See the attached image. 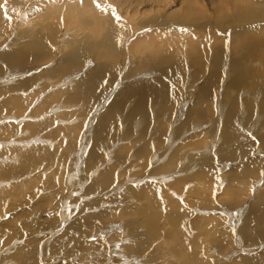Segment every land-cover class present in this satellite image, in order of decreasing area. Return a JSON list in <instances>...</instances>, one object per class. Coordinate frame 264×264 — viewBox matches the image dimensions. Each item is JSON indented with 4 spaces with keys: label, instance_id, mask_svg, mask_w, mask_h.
<instances>
[{
    "label": "rangeland",
    "instance_id": "obj_1",
    "mask_svg": "<svg viewBox=\"0 0 264 264\" xmlns=\"http://www.w3.org/2000/svg\"><path fill=\"white\" fill-rule=\"evenodd\" d=\"M6 1L10 2V6H8L9 9L0 15L2 17L3 15H6L9 20L15 16L18 19V23L10 33L9 37H5V40H3L4 42L2 41V43H0V53L2 49H13L17 47L22 40L31 42L33 31H39L42 35H46L45 40L48 50L44 52L45 55H42V65L34 66L33 70L32 67H28L29 70L25 71L22 68L24 66L23 64L16 66L8 60H0L1 69L7 70L5 74L2 71L0 72V76L4 75L3 79L6 81H0V83L3 84V88H0V113H2V117L6 114H10L11 117L14 116V114H17L18 117H22L19 121L21 130L18 128L17 130L12 131L8 136H3V134L10 132V130L0 125V156H11L12 159L8 160H14L16 162V164H12V166L7 165L8 163L3 164V166L5 165L4 167H1L2 165L0 166V180H3L2 184L0 182V213L3 214V218L0 220V239L5 243L4 246H2L3 248L13 243V246L0 251V264H17L18 261H20L21 254L17 255V252L20 249L27 247L22 251V254L27 253L31 250L30 246H35V243L37 245V252L35 254L36 258H33L34 255L27 257V260L30 259L31 262L33 261V264H45V261H49V257H54V259L58 257V259L51 262V264H94L91 259H81L79 262L73 258L74 252L78 254L84 251L81 248L85 243L90 241V235H93V233L81 235L79 238L78 229H74V227H68L65 229L64 227H66V225L61 228L59 212V216L57 215L59 217L58 221L55 220L56 218L58 219L55 213L51 212V210L53 211V207H55L54 205L58 202L61 203L60 206L59 203L57 205L61 211L65 206L64 203L70 206L72 212L75 210V213H72L73 215H75L78 210L81 211V213L75 215V217H88L89 215L94 214L97 218L98 215V220L94 218L97 222L94 221L93 224L97 226V229L107 226L104 228L106 230L108 228L107 236H110L117 232L118 229L121 230L123 228L124 230L122 229L119 234L124 231L128 237L117 239L120 240L119 242L125 241L126 239L129 241L135 239V241L139 240V242H142L144 245L147 244L145 245V248L148 247L146 249L147 251L144 249L146 252L140 254L142 262L139 260V263L183 264V259L176 257L179 251H174L175 255L173 254V250L177 249H175V240L174 242L171 241L173 238L171 234L178 238L182 234V236L190 238V243L183 245L184 247L181 244L180 247L189 250L196 246L193 255L194 260L199 264H208L206 262L213 256H210V258L207 259L206 254L208 248L205 246V241L207 243L206 245L209 247H212L213 245L216 248L221 246L226 247L222 242L219 243V238L216 239V236L218 235L215 230L221 228L215 227L217 229H213L211 226L206 225V229L202 232L199 231V227L197 230L194 220H198L196 219V216L199 215L216 214L220 207V203L222 204L224 201H221V198H219L221 196L220 191L216 192V196H218L217 199L220 203L218 200L217 203L214 200L211 201L210 192L202 193L203 183L201 181H205V183L207 182L209 184L218 182L229 184L228 186L234 187L236 183L239 184V178H247V180L252 178L253 180L256 176H261L260 174H262L264 170V138L261 137V135L259 136L260 133L257 135L256 130L247 129L245 126L249 121L245 117L250 110L249 105H247V100L252 95V97L257 95V97H255L256 100L252 98L256 107L255 110H252V113L254 111V117L259 116L261 119H264V114L259 112V110H261L259 109V102L263 103L264 101V32H260L264 31V14L260 16V18H243L240 16V13H242L240 11L243 8H249L252 10L260 7L261 9H264V0H221V4L219 0H166L165 8L157 2L158 0H150L151 2L147 0V3L144 2L142 3L143 5L141 4V6L139 5L140 7L137 8H124L123 5H121L120 0H109L111 3L118 5L117 8L110 4L106 5L103 0H0V6L5 8L3 5L4 3L1 2ZM87 3H92L93 6L91 7ZM157 5L160 6H158L159 10L157 9ZM91 8L95 11H89ZM62 9L66 13L71 12L73 14H70L67 18H61ZM125 13L128 17L122 18ZM5 28V25L1 24L0 21V37L5 35ZM257 28L258 30H256ZM255 31L259 33L257 34ZM22 32H25L26 34L23 35ZM107 34H112L115 41L112 48H106L103 45H85L83 48V66L85 67L87 65L85 68H89V71L91 70V72L95 69H100L102 71L99 81L94 86V93L87 94V97L83 95L81 99L62 100V98H58L47 102V104H44L46 109L43 108L45 109L44 111L41 109L43 112H46L43 114V112L38 109V106L44 102L47 95L65 87L75 86L74 82L69 85L61 84L63 82V80L59 78L61 74L59 77L57 76L59 74L57 70L60 66L58 61H62L63 55L68 53L71 47L80 39L98 43L100 38ZM158 34L160 35V38L158 37ZM21 35L23 36L22 39ZM259 36L262 38H257ZM239 44L242 46H238ZM220 45L222 46V52L220 51V48L217 49ZM215 50H217L219 54H223L221 56L222 59L224 58L221 67L218 68L219 74L217 77L214 76L216 68H213L215 64L213 62H216L213 57L216 53L214 52ZM234 61L236 63L239 62L241 65L243 64V69H247L248 73H246L247 77L242 80L240 84L241 86L239 85L238 87L233 88V85L231 84L232 82L230 83V81H232L233 74H235L236 69H238L237 66L232 67V64L235 63ZM239 63L238 66L240 65ZM50 65L52 66L49 67ZM44 71L48 74L47 77L44 76ZM63 71L61 73H63ZM22 72L25 73L23 76L21 75ZM37 74L40 75L38 80L35 78V75L37 76ZM212 74L214 77L210 78V75ZM30 75L32 76L31 78H34L33 82L36 83L34 84L31 82V87L26 85V83H28L27 81L23 80V78H29ZM63 76L64 75H62V77ZM209 78L211 79V82ZM146 80L156 81L158 84L160 83V87L159 91L157 90V96H155V94H149L150 97L146 106L147 115L143 117L134 96H122V94L127 85ZM18 81H20V83L17 86ZM210 83H213V85H210L209 96L201 99L197 91L200 90V86ZM12 85H16L23 91H10V88L13 87ZM112 86L114 87L112 88L114 89V94L117 90L116 97L111 101H106L108 104L106 105V110L104 107V110H102V113H104L101 118L94 122L95 127L98 128V126L104 122V119L109 118L110 120L106 125L102 126L103 132L99 137L96 138L95 135L88 136L90 141L88 145L84 144L85 152L83 154L81 152V147L77 149V154L82 156L81 164L77 168L76 164H74L75 166L72 164V161L75 159V147L80 143V139L75 141V137L79 134L78 124L81 120H86V117L94 108L93 106H96L94 102L95 99L96 102L97 100L99 101L101 94H105L109 90L111 91L112 89L110 88ZM4 87L6 89H4ZM6 90L9 92L6 93ZM252 92L256 93L252 94ZM15 96H21L23 100L20 99L21 97H18L20 99L19 101ZM260 97H262L263 101ZM13 98L17 100L14 101ZM231 98H235L237 102L235 105L236 109L233 112L236 118L232 116V119L233 122L236 120L237 127L240 129L241 134L235 136L234 140L231 139L233 140V144L230 145L231 140L230 142H225V147L223 146L224 152H221L219 148L222 137H217L212 144H209V142L211 141L210 139L215 136L213 133L215 128L216 133H219V135L222 132L221 123H224L225 118L227 119V116L225 115L230 112ZM21 100L23 102L26 101L27 103L25 108L22 107L24 109L19 110L16 108V104L20 102L22 103ZM183 101L185 102L183 103ZM15 102L17 103L14 104ZM56 102H58L57 105L69 104V107L62 108L60 106L58 108V106H56L58 109L54 107L55 109L51 113L48 111L47 107ZM178 105H181L182 109L184 108L185 110L183 113V119L185 120L182 123H179L181 122L180 120L178 121L175 119V116L176 118L179 117ZM198 107H202L204 112L202 111L201 116H204V118H202L200 114H197L196 111ZM206 107H209V109L206 110ZM219 109H223L224 113L223 110L220 111ZM218 110L221 113H219ZM65 111L68 112V114L66 116L61 115L62 112ZM160 111L161 113H159ZM241 113L244 117H242ZM55 114L59 115L56 119H61V122H56V119L54 122L52 121L53 118L49 117ZM70 114H72V116H69ZM120 115L123 116V118H121ZM187 117L191 119L186 121ZM214 119L216 121L215 123H217L215 124L216 126L213 125ZM242 119L244 121H242ZM175 120L176 122L178 121V125ZM194 121L195 123L197 121L198 123L206 124L202 127L208 128V130H204L205 134L199 135L198 132L196 134L193 133L198 130H189V125L194 123ZM183 123L185 125L188 123V128L184 129V131L180 129L178 132L177 129L179 130L181 126L184 128ZM82 127L84 128V126ZM168 128L171 129L169 130ZM210 128L213 129L210 130ZM261 128L262 127H260V129ZM263 128L261 130H263ZM243 129H245V132ZM182 131L183 133L180 134ZM211 131H213V134ZM236 133L238 132L236 131ZM58 134H60V136ZM62 134H66V137L64 136L63 139L60 140L63 141V143L59 142ZM36 135L43 137L42 141L41 139H37L38 137H36ZM173 137L177 138L174 139ZM260 138L263 139L261 140ZM70 141L73 143L75 142L74 144L71 143L73 146L70 143L68 144ZM5 142H8L9 144H1ZM180 142L184 146H182L183 149H180ZM168 143H171V145ZM261 144L263 145L261 146ZM167 145L169 146L167 147ZM206 145L208 146L207 149ZM13 146L20 147V149L17 148L15 151L11 149ZM21 146H26V148L23 150L24 147ZM168 148L171 149V151H169ZM20 150H22V152H20ZM28 150H31L34 157H31L30 154L27 153ZM206 150H210V152L208 153ZM162 151L163 155H161ZM203 151H206V153H204L208 155H203ZM212 151H216L217 153H213ZM173 152H176L175 156L173 155ZM221 153L225 155H222ZM45 154L49 156H46ZM157 154H160V156H156ZM171 154L178 160H175ZM216 155H220L219 159ZM16 156H19V160H17V158L13 159ZM172 157L174 158V161L172 160ZM154 158H158L155 163L153 162ZM168 160H172V162L170 163ZM208 160L210 162L212 161V163H206V166H210V168L202 164ZM244 163L256 165L252 172L253 174H247L248 170L245 171L241 169V164ZM167 164L168 167L166 166ZM98 165H101V167L97 173L93 177H89L88 174L97 168ZM162 165L164 166V169ZM169 166H173L176 169L174 168L172 172V168ZM33 169H36L35 172L32 174L26 172V174L24 173L25 176H23V178L17 177L16 181L38 174L41 176L42 181L40 182L39 176V179L35 183L37 186L35 189H33V186L30 187L31 182L35 181L24 182L18 185L11 183L15 181L14 179H10V177L20 176L24 171ZM73 170H76V172ZM207 171H212L210 173L213 174L206 176L208 174ZM73 172H75V175ZM217 172L219 173L217 174ZM220 172H223V175ZM47 173L48 175H46ZM188 174L190 175L189 177ZM215 174L218 175L217 178L213 176ZM70 175H72L71 178L74 176V179H72L71 182L74 183L77 181L78 185L66 181L67 177ZM164 175L166 178L172 176V179L174 177L178 179H176V181L171 180V182L174 183L170 185V183H168L170 181H163L164 178H162V176ZM199 175L204 177H199ZM222 177L223 179H221ZM179 178L183 180L181 181ZM62 179L63 181H61ZM149 179L153 181H150ZM217 179L221 181L219 182ZM108 180L110 184L107 183ZM8 181L10 184L5 186L4 184L9 183ZM148 182H151V184ZM182 182H184L185 185H182ZM92 183H97V186L94 184L96 187H93ZM145 183L150 186L147 185V188ZM164 183H168L169 185H164ZM214 183L213 185L216 184ZM232 183H234V185ZM143 184H145L144 186L148 190L144 186L145 189H142L143 187L141 186ZM31 185H33V183ZM88 185H91L90 188L92 187L91 189L89 188L90 190L88 189ZM156 185L158 186L159 189H157L159 191L155 189L157 187ZM199 185H201V190H198ZM154 186L156 187L154 188ZM29 187L31 193L35 190L33 196L36 198L30 194ZM97 187L98 191H96ZM13 188L19 190L20 194L23 193L22 198H19V193V195L17 194L19 197L15 196ZM44 188L47 189L45 190ZM189 188L191 191L187 193L186 191ZM12 189L13 193H10L12 195L8 194L9 196H7L5 192H12ZM86 189H88V191ZM146 190V193H148L147 196L151 194L154 196L153 199L151 198L152 196H149L152 200L143 193ZM15 192L17 193V191ZM28 194L33 198L31 199ZM204 194L206 195L204 196ZM13 196L16 199L12 198ZM3 198H11V200H9V202L7 200L1 202ZM247 200L251 201L253 198L251 197ZM31 203L34 207L30 206ZM12 205L16 208L13 207L12 209ZM147 205H149L148 207L150 209L147 208ZM150 210H154L155 214L152 211L150 212ZM100 212L104 213L102 215H105L107 218H104ZM106 212L110 216L113 214L111 216L113 218L106 215ZM125 212H127V214H125ZM146 213L150 215H147ZM156 213L157 217L163 213L159 220L160 223L157 222L156 225H153L149 221L151 220L153 222L157 217L146 221V218H150L152 214H154L152 215L154 217ZM244 214H246L244 216L248 217L247 212H244ZM15 215H18V217ZM52 215H55V218H53ZM168 215L170 216L168 217ZM106 219L111 221H109L111 225ZM111 219L114 221L112 222ZM53 221L56 225L46 226L51 222L53 224ZM134 222H137L135 224L136 227L135 225H132ZM145 222L151 226L147 225ZM262 223L264 224V220ZM84 224L85 223H83V228H85ZM89 224L91 225V222ZM116 224L120 225L121 228L116 229L114 226ZM142 224H145L147 228ZM96 226L89 231H96ZM238 226H242V223L238 224ZM56 227L58 228V232L56 231L51 234L50 232L55 231ZM43 228H48L49 230ZM157 228H159V232ZM50 229L52 230L50 231ZM141 229L143 232L146 230L143 233L144 238L143 235H141ZM170 229L173 231L172 233L168 231ZM154 230H156V234ZM151 231H154L156 236L152 235L151 233L153 232ZM209 231H211L210 235L208 234ZM167 232L171 234H168ZM214 232L216 235H214ZM252 232L253 236L258 241L256 240L257 242H254V245L256 244L255 246L250 243L246 245L252 251L251 254H257L264 249V230L261 231L257 227H252ZM239 233L241 235V231ZM260 234H262V237ZM48 235L50 237H48ZM149 235L154 237L153 239L151 238V240L149 238L150 242H147ZM166 235L170 240L165 238L167 237ZM222 235H225L224 232ZM209 236L211 237L209 238ZM46 237L48 238V242L47 239H44ZM56 237L60 238L56 240ZM145 238L147 241H145ZM164 239H168V242L171 241L172 243L169 242L171 244H168L169 246L167 245V247V243ZM29 240H31V245L28 247ZM53 242L55 244H53ZM83 242L85 243L83 244ZM62 243L64 244L61 245ZM173 243L175 245H173ZM70 247L73 248L69 249ZM170 247L173 249L169 250ZM180 249L181 248H179V250ZM64 253H66V255H63ZM87 253L89 254L91 251L88 250ZM211 254L213 253L211 252ZM16 256L19 257L18 260L16 259ZM213 261L215 260L213 259ZM216 263H220V261H216ZM187 264H189V262Z\"/></svg>",
    "mask_w": 264,
    "mask_h": 264
},
{
    "label": "bare ground",
    "instance_id": "obj_2",
    "mask_svg": "<svg viewBox=\"0 0 264 264\" xmlns=\"http://www.w3.org/2000/svg\"><path fill=\"white\" fill-rule=\"evenodd\" d=\"M122 1V2H121ZM150 1V0H149ZM156 1V0H155ZM103 2L106 4V5H111V6H113V7H118V5H115L114 3H111L109 0H103ZM144 2H146L147 3V0H120V3H121V5H123V7L124 8H132V7H140L141 6V4L142 3H144ZM151 2V1H150ZM158 3H160L161 4V6H163L164 8L166 7L165 5H166V0H158L157 1ZM219 2H220V4L222 3V1L221 0H219ZM1 3H4L3 5L5 6V8L2 6H0V14H2L4 11H6V10H8L9 8H8V6H10V2L9 1H6V2H1ZM89 6H93V4L92 3H87ZM159 4V5H160ZM140 5V6H139ZM143 5V4H142ZM145 5V4H144ZM159 5H157V7L159 6ZM120 7V6H119ZM156 7V8H157ZM160 7V6H159ZM159 7L157 8L158 10H159ZM65 9V8H64ZM111 9H113V8H111ZM257 9V10H256ZM69 11H71L70 9H68ZM165 10V9H164ZM163 10V11H164ZM89 11H95V10H92V8H91V10H89ZM240 12H242V13H240V16H242L243 18L244 17H258V18H260V16H262L263 14H264V9H261L260 7H258V8H255V9H246V8H243ZM5 14V13H4ZM70 14H73V13H71V12H68V13H66L63 9H62V16H61V18L63 17V18H67ZM159 14V13H158ZM159 16V15H158ZM125 17H128L127 15H126V13L124 14V16L122 17V18H125ZM160 17H161V15H160ZM159 18V17H158ZM154 20V19H153ZM160 20H162V19H160ZM248 20V19H247ZM250 20V19H249ZM0 21H1V24H3V25H5V35L4 36H2V37H0V43H2V41L3 40H5V37H9V35H10V33L12 32V30L16 27V24L18 23V19L14 16V17H12L11 18V20H9L8 19V17L6 16V15H3V17L0 15ZM156 21V20H155ZM56 22V21H55ZM163 22V21H162ZM251 22H252V20H251ZM261 24V23H260ZM263 27V26H262ZM260 28V27H259ZM255 29V28H254ZM263 29V28H262ZM41 30H42V28H41ZM256 30H258V28L256 29ZM23 31H25V30H23ZM43 31V30H42ZM254 31V30H253ZM28 32V31H27ZM256 32V31H255ZM260 32H264V31H260ZM23 33V35H25L26 33L25 32H22ZM257 34L259 33V32H256ZM44 34V33H43ZM261 34V33H260ZM249 35V34H248ZM45 36L46 35H42L39 31L38 32H35V31H33V33H32V41L30 42V41H25V40H22V41H20V43H19V45L17 46V47H15V48H13V49H5V50H1V53H0V60H8L10 63H12L13 65H20V64H23L24 66L22 67L25 71L26 70H29L28 69V67L29 68H31L32 67V70H33V68H34V66L36 67V66H39L40 64H41V62L43 61V58H42V55L44 54V52L46 51V50H48V47H47V45H46V40H45ZM160 35L158 34V37H159ZM258 36V35H257ZM263 36V35H262ZM22 35H21V39H22ZM244 37V36H243ZM248 37V36H247ZM254 37V36H253ZM256 37V36H255ZM160 38V37H159ZM249 38V37H248ZM257 38H262V37H257ZM8 39V38H7ZM24 39V38H23ZM243 39V38H242ZM247 39V38H246ZM251 39V38H250ZM168 40V39H167ZM238 40H240V39H238ZM255 40V39H254ZM262 40V39H261ZM8 41V40H7ZM6 41V42H7ZM4 42V41H3ZM5 42V43H6ZM261 42V41H260ZM114 43H115V41H114V39H113V37H112V34H107V35H105L104 37H102V38H100V40H99V42L98 43H95L94 41H87V40H79L75 45H73L72 47H71V49L68 51V53H66L65 55H63V60L61 61V60H59L58 61V63H59V68H58V72H59V74L57 75L58 77H59V75L61 74V76L59 77L61 80H63V82L61 83V84H70V83H72V82H74L75 83V86L74 87H65V88H62L61 90H58V91H56V92H53V93H51V94H49V95H47L46 96V98H45V100H44V102H42L39 106H38V109L40 110V111H42L41 109H43V108H45L46 109V107L44 106V104L46 103L47 104V102H50V101H52V100H56V99H58V98H62V100H71V99H81V97L83 96V95H85L86 97H87V94L89 95V93H94V86H95V84H97V82L99 81V79H100V77H101V73H102V71L100 70V69H95L94 71H92L91 72V70L89 71V68L87 69V68H85L83 65H84V63H83V48H84V46L85 45H89V46H93V45H103V46H105L106 48L107 47H109V48H112L113 46H114ZM237 43V42H236ZM245 43V42H244ZM262 43V42H261ZM245 44H247V43H245ZM263 44V43H262ZM233 45H235V44H233ZM241 44H239L238 46H240ZM247 45H249V44H247ZM247 45H245V46H247ZM236 46V45H235ZM242 46V45H241ZM253 46V45H252ZM216 47V46H215ZM222 46L220 45V46H218L217 47V49H219L220 48V51L222 52V48H221ZM243 47H244V45H243ZM257 47V46H256ZM256 49V48H255ZM235 50V49H234ZM252 50V49H251ZM214 52H216L215 53V55L213 56L214 58H215V61L216 62H213V63H215L214 64V66H213V68H216L215 70V72H214V76L215 77H217L218 76V74H219V72H218V68H220L221 67V63H223L222 61H224V58L222 59V56L221 55H223V54H219V52L217 51V50H215ZM213 52V53H214ZM256 52V51H255ZM254 54V53H253ZM45 55V54H44ZM246 56V55H245ZM264 56V55H263ZM251 57V56H250ZM246 58H247V56H246ZM42 59V60H41ZM31 60H34V61H31ZM29 61H31V62H29ZM232 62V61H231ZM235 62V61H234ZM233 62V63H234ZM1 63V62H0ZM236 63V62H235ZM232 64V67L233 66H237L238 67V69H236V71H235V74H233V79H232V81H230V83L233 85L232 87L234 88V87H238L240 84H241V82H242V80L244 79V78H246L247 77V75H246V73H248V71H247V69H243V64L241 65L239 62V66H238V63H236V64ZM257 64V63H256ZM42 65V64H41ZM52 65H54V64H52ZM52 65H50L49 67H51ZM246 66V65H245ZM3 67V66H2ZM45 67V66H44ZM48 67V68H49ZM230 69V68H229ZM4 70V69H3ZM2 69H1V66H0V72L2 71L4 74L7 72V70L5 69L4 71H3ZM63 70H65V71H63ZM249 70V69H248ZM63 71V73H61ZM246 71V72H245ZM24 72V71H23ZM22 72V76H23V74H25V73H23ZM234 72V71H233ZM232 72V73H233ZM20 73H21V71H20ZM42 73V72H41ZM44 76L45 77H47L48 76V74H46V71H44ZM254 74V73H253ZM1 75V74H0ZM62 75H64L63 77H62ZM4 76V75H3ZM3 76H0V81H5L4 79H3ZM40 75H38L37 74V76L35 75V78L38 80V77H39ZM42 76V75H41ZM211 77L210 78H213L214 76H213V74L212 75H210ZM264 76V75H263ZM32 76L30 75V77L28 78V77H26V78H23V80L24 81H27L28 83H26V85H28V86H30L31 87V82H33V79L34 78H31ZM34 77V76H33ZM261 77V76H260ZM19 78V77H18ZM145 78V77H144ZM153 78V77H152ZM151 78V79H152ZM209 78V80H210V82H211V79ZM140 79V78H139ZM218 79V78H217ZM248 79V78H247ZM11 80V79H10ZM13 80V79H12ZM36 80V81H37ZM212 80H214V79H212ZM22 81V80H21ZM6 82V81H5ZM4 82V83H5ZM10 82H12V81H10ZM67 82V83H66ZM19 83H20V81H18V83H17V86L19 85ZM34 83V82H33ZM214 83V82H213ZM213 83H210V84H205V85H202V86H200V90L199 91H197L199 94V97L201 98V99H203V98H206L207 96H209V94H210V85L212 84L213 85ZM1 84V83H0ZM34 84H36V83H34ZM33 84V85H34ZM215 84H216V82H215ZM2 85L3 84H1L0 85V88L2 87ZM5 85V84H4ZM32 85V86H33ZM10 86V85H9ZM13 86V85H12ZM16 85L15 86H13L12 88H10V91H13V92H16V91H23L22 89H20L19 87H17ZM113 86H114V84H113ZM111 87L110 89H112V88H114V87ZM162 86L164 87V85L162 84ZM241 86V85H240ZM252 86V85H251ZM24 87V86H23ZM117 87V86H116ZM159 87H160V83L158 84L156 81H153V80H146V81H143V82H134L133 84H131V85H127L125 88H124V92H123V94H122V96H134V98H135V101L137 102V104H138V106H139V108H140V111H141V113H142V116L143 117H145L146 115H147V113H146V106H147V104H148V100H149V97H150V95L149 94H155V96H157L158 94H157V90L159 91ZM162 87V88H163ZM255 87V86H254ZM3 88V87H2ZM240 88V87H239ZM239 88H237V89H239ZM251 88V87H250ZM4 89H6L5 87H4ZM252 89V88H251ZM263 89V88H262ZM9 90V89H8ZM8 90H6V93L7 92H9ZM107 90V89H106ZM198 90V89H197ZM254 90V89H253ZM26 91V90H25ZM117 91V90H116ZM116 91H115V94H114V89H112L111 91L109 90L108 92H106L105 94H101V97L99 98V101L97 100V102H96V99H95V104H96V106H93L94 108L91 110V112L88 114V116L86 117V120H81L80 122H79V124H78V128H79V134L75 137V141H78V139H80V143L78 144V145H76L77 147H75V154H74V156H75V159H73V165L74 164H76V166H77V168H78V166H80V164H81V158H82V156H79L78 154H77V149L78 148H80L81 147V152H82V154L85 152V146H84V144H86V145H88V143H89V137L90 136H92V135H95V137L97 138V137H99L101 134H102V132H103V128H102V126H104V125H106L108 122H109V118H107V119H104V122L102 123V124H100L99 126H98V128H96L95 127V124H94V122L96 121V120H98V119H100L101 118V116H102V114L104 113H102V110H104V107H105V110H106V105H108L107 103H106V101L107 100H109V101H111L112 99H114L115 97H116ZM201 91V92H200ZM2 92V91H1ZM4 92V91H3ZM165 92V91H164ZM203 92V93H202ZM257 92V91H256ZM256 92H252V94L253 93H256ZM157 94V95H156ZM261 94H263V93H261ZM166 95V94H165ZM17 96V95H16ZM15 96V97H16ZM36 96H37V93H36ZM211 96V95H210ZM253 96V95H252ZM252 96H250L249 98H248V103H247V105H249V107H250V110H249V112H248V114L246 115V119L247 120H249L248 121V123L247 124H245V126H246V128L247 129H254V130H256L257 132V135H258V133H260L259 134V136L261 135V137H263L264 138V128H263V126H264V119H261L259 116H255L254 117V111H253V113H252V110L254 109L255 110V102L252 100V98L253 99H255V97H257V95H254L255 97H252ZM18 97H21V96H18ZM18 97H16V98H18ZM246 97V96H245ZM264 97V96H263ZM153 98H155V97H153ZM214 98V97H213ZM261 99H262V97H260ZM20 99H22L23 100V98L21 97ZM20 99L18 98V100L20 101ZM232 100H231V103H230V106H231V109H230V112L228 113L227 111H225L226 113H228V114H226L225 116H227V119L225 118V120H224V123H221L222 124V132L220 133V135H219V133H216V128L213 130V131H211V133L213 132L214 133V137L213 138H211L209 141V144H212L213 142H214V140L217 138V137H222V141H221V145H220V148H219V150H221V152H224V148H223V146L225 147V142H230V140L231 139H233L234 140V138H235V136H239L240 134H241V132H240V129L237 127L238 125L236 124V120H234V122H233V119H232V116L233 117H235V115L233 114V112L235 111V109H236V99L235 98H231ZM13 100L14 101H16L17 99H14L13 98ZM12 100V101H13ZM21 100V101H22ZM211 100V99H210ZM256 100V99H255ZM18 101V102H19ZM203 101V100H202ZM201 101V102H202ZM259 101H261V100H259ZM262 101H263V99H262ZM185 101H183V103H184ZM210 102V101H209ZM17 102H15L14 104H16ZM26 101L25 102H23L22 101V103L20 102V103H17L16 105H17V109H24L25 107H26ZM57 103L58 102H56V103H53L52 105H49L48 107H47V109H48V111H50L51 113L53 112V110L55 109V108H57L56 106H58V108L61 106L62 108L63 107H69V104H59V105H57ZM262 102H259V109H261V110H259V112L261 113V114H264V101H263V103L261 104ZM23 104H25V105H23ZM181 104H182V102H181ZM193 104V103H192ZM254 104V105H253ZM66 105H68V106H66ZM183 105V104H182ZM253 105V106H252ZM257 105H258V103H257ZM14 106V105H13ZM71 106V105H70ZM214 106V105H213ZM15 107V106H14ZM22 107H24V108H22ZM55 107V108H54ZM175 107V106H174ZM184 107H186V106H184ZM191 107H192V105H191ZM219 107H221V106H219ZM237 107H239V106H237ZM249 107H247V108H249ZM57 108V109H58ZM225 108V107H224ZM45 109H43V111L45 110ZM171 109H172V107H171ZM209 109V107L207 108L206 107V110H208ZM178 112H179V117H177L176 118V116H175V119L176 120H180L181 122H179V123H182V122H184V120L185 119H183V113H184V108L182 109V106L181 105H178ZM220 110V109H219ZM218 110V112L219 113H221L220 111L221 110H223V109H221L220 111ZM18 111V110H17ZM42 111V112H43ZM89 111V110H88ZM202 111H203V109H202V107H198V109H197V114H200V116L202 115ZM217 111V110H216ZM248 111V110H247ZM172 112V111H171ZM204 112V111H203ZM209 112V111H208ZM213 112V111H212ZM257 112V111H256ZM256 112H255V114H256ZM44 113H46V112H43V114ZM55 113V112H54ZM101 113V114H100ZM159 113H161V111L159 112ZM173 113V112H172ZM223 113H224V110H223ZM1 115H0V125H2V127H6V129H9L10 130V132H8V133H4L3 134V136H8L10 133H12V131H15V130H17L18 128L21 130V127L19 126V124H20V119H22V117H18V115L17 114H14V116H10V114H6V115H4L3 117H2V113H0ZM68 114V112H62V114L61 115H63V116H66ZM170 114V113H169ZM89 115H90V117H89ZM190 115V114H189ZM188 115V116H189ZM205 115V114H204ZM208 115V114H207ZM214 115V114H213ZM219 115V114H218ZM241 115H242V117H244V115L241 113ZM59 115L58 114H55V115H51V116H49V117H52L53 118V120L52 121H54L57 117H58ZM69 116H72V114H70ZM121 116V115H120ZM164 116V115H163ZM192 116V115H191ZM199 116V115H198ZM209 116V115H208ZM207 116V117H208ZM215 116V115H214ZM160 117V116H159ZM171 117V116H170ZM170 117H168V118H170ZM190 117V116H189ZM194 117V116H193ZM202 117V116H201ZM210 117V116H209ZM212 117V116H211ZM85 118V117H84ZM121 118H123V116H121ZM202 118H204V116L202 117ZM206 118V117H205ZM236 118V117H235ZM183 119V120H182ZM191 118H188L187 117V119H186V121H189ZM197 119H200V118H197ZM210 119V118H209ZM212 119V118H211ZM60 120V121H59ZM176 120H175V122H176ZM204 120V119H203ZM228 120V121H227ZM56 122L58 121V122H61L62 120L61 119H56L55 120ZM54 121V122H55ZM178 121L176 122L177 123V125H178ZM205 121V120H204ZM242 121H244L243 119H242ZM171 122V121H170ZM173 122V121H172ZM174 122V123H175ZM208 122V121H207ZM212 122V121H211ZM216 121H215V119H214V121H213V125L214 126H216L215 124H217V123H215ZM247 122V121H246ZM250 122V123H249ZM168 123V122H167ZM173 123V124H174ZM190 123V122H189ZM140 124V123H139ZM148 124V123H147ZM184 124V123H183ZM187 125H185L184 124V128H183V126H181V128H179V130L177 129V131L179 132L180 131V129H182L183 131H184V129H186V128H188V123H186ZM206 124L204 123V124H202V123H198L197 121H196V123H195V121H194V123H192V124H190L189 125V130H191V129H194V130H198V131H196V132H193V133H199V135L201 134H205V131L204 130H208V128L206 129V128H202V127H204ZM38 126H40V125H38ZM82 126H84V128L82 127ZM148 126H149V124H148ZM173 126V125H172ZM244 126V125H243ZM170 127V126H169ZM175 127V126H174ZM179 127H180V124H179ZM260 127H262L263 128V130H261L260 129ZM83 128V129H82ZM178 128V127H177ZM202 128V129H201ZM243 128V127H242ZM245 128V129H246ZM80 129H81V131H80ZM169 129V128H168ZM171 129V128H170ZM169 129V130H170ZM176 129V128H175ZM201 129V130H200ZM211 129H213V128H210V130ZM245 129H243L244 130V132H245ZM188 130V129H187ZM186 130V131H187ZM188 130V131H189ZM176 131V132H177ZM183 131L182 132H180V134H182L183 133ZM187 131V132H188ZM203 131V132H202ZM236 131L239 133H236ZM248 131V130H247ZM162 132V131H161ZM160 132V133H161ZM173 132H174V130H173ZM186 132V133H187ZM249 132V131H248ZM255 132V131H254ZM253 132V133H254ZM212 133V134H213ZM165 134V133H164ZM222 134V135H221ZM237 134V135H236ZM255 134V133H254ZM253 134V135H254ZM59 136H60V134H58ZM66 135V134H65ZM64 134H62V137H61V139H59V142H62L63 143V141H60V140H62L63 139V137L65 136ZM191 136H193L192 134H190ZM189 135V136H190ZM89 136V137H88ZM175 136V135H174ZM211 136H209V137H211ZM255 136V135H254ZM36 137H38L37 139H41V141H42V138L43 137H39L38 135H36ZM58 137V136H57ZM66 137V136H65ZM209 137H208V139H209ZM233 137V138H232ZM72 138V137H71ZM168 138V137H167ZM174 139H176L175 137H173ZM204 138V137H203ZM239 138V137H238ZM263 138H260L261 140L263 139ZM70 139V138H69ZM74 139V138H73ZM72 139V140H73ZM169 139V138H168ZM191 139V138H190ZM31 140V139H30ZM46 140V139H45ZM56 140V139H55ZM178 140H179V138H178ZM187 140V139H186ZM202 141H204L203 139H201ZM219 140V139H218ZM233 140H231V142H230V145L231 144H233ZM51 141V140H50ZM159 141H161V140H159ZM184 141V140H183ZM183 141H182V143H183ZM187 141H189V140H187ZM202 141H200V142H202ZM43 142H44V140H43ZM55 142V141H54ZM155 142V141H154ZM185 142V141H184ZM199 142V143H200ZM205 142V141H204ZM261 142H263V141H261ZM8 142H5V143H1V144H7ZM71 144V143H73V142H68V144ZM75 143V142H74ZM73 143V144H74ZM78 143V142H77ZM76 143V144H77ZM155 143H157V142H155ZM161 143V142H160ZM182 143L180 142V149H183L182 148ZM9 144V143H8ZM35 144V143H34ZM55 144V143H54ZM166 144V143H165ZM169 144V143H168ZM203 144V143H202ZM217 144V143H216ZM18 145V144H17ZM72 145V144H71ZM169 145H171V143L169 144ZM169 145H167V147L169 146ZM208 145V144H207ZM206 145V146H207ZM263 144H261V146H262ZM19 146H20V144H19ZM73 146V145H72ZM75 146V145H74ZM165 146V145H164ZM210 146V145H209ZM228 146V145H227ZM226 146V147H227ZM21 147H24L23 148V150L26 148V146H21ZM41 147V146H40ZM44 147H45V145H44ZM155 147H156V145H155ZM179 147V146H178ZM184 147V146H183ZM200 147V146H199ZM216 147H217V145H216ZM11 148V147H10ZM17 148H19L20 149V147H12L11 149H13V150H15L16 151V149ZM46 148V147H45ZM147 148H149V147H147ZM195 148V147H194ZM193 148V149H194ZM208 148V146L206 147V149ZM257 148V147H256ZM255 148V149H256ZM167 149V148H166ZM169 149V148H168ZM176 149H178V148H176ZM184 149H186V148H184ZM196 149V148H195ZM217 149V148H216ZM226 149V148H225ZM258 149V148H257ZM261 149V148H260ZM263 149V148H262ZM43 150H44V148H43ZM72 150V149H71ZM148 150V149H147ZM150 150V149H149ZM190 150V149H189ZM218 150V149H217ZM169 151H171V149H169ZM178 151V150H177ZM207 151V150H206ZM206 151H203V153L205 152L206 153ZM20 152H22V150H20ZM25 152H27V151H25ZM187 152H188V150H187ZM208 153L210 152V150H208L207 151ZM213 152V151H212ZM214 152H216V151H214ZM213 152V153H214ZM27 153H29L30 154V156L31 157H34L33 155H32V153H31V150H28V152ZM72 153H74V152H72ZM167 153V152H166ZM175 153L176 152H173V155L175 156ZM195 153V152H194ZM203 154V155H208V154ZM217 153V152H216ZM226 153V152H225ZM165 154V153H164ZM201 154H202V152H201ZM222 154V153H221ZM240 154V153H239ZM256 154V153H255ZM46 155V154H45ZM161 155H163V151H162V153H161ZM172 154H171V156H173ZM178 155V154H177ZM196 155V154H195ZM222 155H225V154H222ZM241 155V154H240ZM263 155H264V153H263ZM46 156H49V155H46ZM156 156H160V154H157ZM173 156V157H174ZM181 156V155H180ZM217 156V155H216ZM220 156V155H219ZM219 156H217L218 157V159H219ZM237 156V155H236ZM243 156H244V154H243ZM153 157V156H152ZM154 157H155V155H154ZM172 157V158H173ZM183 157V156H182ZM182 157H181V159H182ZM15 158H17V160H19V156H16V157H14L13 159H15ZM146 158V157H145ZM159 158V157H158ZM158 158H154V163L158 160ZM171 158V159H172ZM175 158V160H178L176 157H174ZM174 158L172 159L173 161H174ZM264 158V157H263ZM8 159H12V157L11 156H6V155H1L0 156V166L1 167H4L3 166V164H5V163H8L7 165H11L12 166V164H16V162L14 161V160H11V161H9ZM50 159V158H49ZM151 159H153V158H151ZM204 159H205V157H204ZM209 159V158H208ZM172 160L170 161V160H168V161H170V163L172 162ZM210 160V159H209ZM207 161V162H203L202 164H204L205 166L207 165L206 163H212V161L210 162V161ZM211 160H213V159H211ZM49 162H51V161H49ZM118 162V161H117ZM202 162V161H201ZM216 162V161H215ZM10 163V164H9ZM104 163V162H103ZM164 163V162H163ZM174 163V162H173ZM188 163V162H187ZM224 163V162H223ZM226 163V162H225ZM233 163V162H232ZM235 163V162H234ZM161 164V163H160ZM159 164V165H160ZM196 164H198V163H196ZM221 164V163H220ZM227 164V163H226ZM6 165V166H7ZM48 165V164H47ZM59 165V164H58ZM163 165H165V164H163ZM162 165V167H163V169H164V166ZM186 165V164H185ZM195 165V164H194ZM198 165H200V164H198ZM210 165H212V164H210ZM235 165V164H234ZM242 165V167H241V169L242 170H245V171H247L248 170V172H247V174L248 173H251V174H253L252 172L254 171V168H255V166L256 165H252V164H248V163H244V164H241ZM75 166V165H74ZM111 166V165H110ZM167 167H168V164L166 165ZM196 166V165H195ZM194 166V167H195ZM39 167V166H38ZM37 167V168H38ZM46 167V166H45ZM57 167V166H56ZM95 167V166H94ZM101 167V165H98L97 166V168H95L94 170H92L89 174H88V176L89 177H93L96 173H97V171L99 170V168ZM113 167V166H112ZM166 167V168H167ZM169 167H171L172 168V172H173V169L175 168V167H173V166H169ZM186 167V166H185ZM193 167V168H194ZM200 167V166H199ZM199 167H197V168H199ZM206 167H208V168H210V166H206ZM36 168V169H37ZM114 168V167H113ZM165 168V169H166ZM204 168V167H203ZM264 168V167H263ZM36 169H33V170H26V171H24L20 176H12V178L10 177V179H14V181L15 182H11V183H15L14 185H18V184H21V183H24V182H30V181H35V182H31V184L33 183V185H31L30 184V187L31 186H33L34 188L33 189H35V187H37L36 186V182H37V180L39 179V176L40 175H38V174H34V175H32V176H30V177H27V178H25V179H22V180H17L16 181V179H17V177H20V178H23V176H25V174H26V172L28 173V174H32L33 172H35V170ZM59 169V168H58ZM169 169V168H168ZM176 169V168H175ZM207 169V168H206ZM167 170V169H166ZM170 170V169H169ZM213 170V169H212ZM231 170V169H230ZM260 170V169H259ZM46 171V170H45ZM73 171H75L76 172V170H73ZM108 171V170H107ZM111 171V170H110ZM109 171V172H110ZM168 171V170H167ZM170 171V172H171ZM204 171V170H203ZM244 171V172H245ZM75 172H73L74 173V175H75ZM108 172V173H109ZM112 172V171H111ZM110 172V173H111ZM171 172V173H172ZM184 172V171H183ZM200 172V171H199ZM210 172H212V171H207V175L206 176H210V175H212L213 173H210ZM25 173V174H24ZM103 173V172H102ZM219 172H217V174H218ZM221 173V172H220ZM257 173V172H256ZM255 173V174H256ZM112 174V173H111ZM201 174V173H200ZM222 175H223V172L221 173ZM220 174V175H221ZM224 174H225V171H224ZM234 174V173H233ZM251 174H249V175H251ZM260 174V173H259ZM258 174V175H259ZM46 175H48V173L46 174ZM165 175H168V174H165ZM162 176V178H164L163 179V181L164 180H166L167 182L168 181H170V182H168V183H170V185L172 184V183H174V182H171V180L172 181H176V179H178V178H176V177H174L173 179H172V176H170L169 178H166V176ZM196 175V174H195ZM203 175V174H202ZM221 175V176H222ZM261 176H256V178H254L253 180H252V178L250 179H248L247 180V178L246 179H243V178H239V184H235V186L234 187H231V186H228L229 184H223V183H218V182H213L215 185H213V183H211V184H209V183H205V181L203 182V181H201L202 183H203V186H202V193H205V192H210L209 194H210V196H211V201L212 200H214L216 203H217V198H218V196H216L217 194H216V192L217 191H220L221 192V196L219 197V198H221V201H224V203H220L219 202V200H218V202L220 203V207H219V209L217 210V213L216 214H205V215H199V216H196L197 218L196 219H198V220H194V224L197 226V230H198V227H199V231H204L205 229H206V225L207 226H211V228H215V227H219V228H221V229H218V230H215V232H216V234L218 235V236H216L217 238L216 239H218L219 238V243H223V245H225L226 247H224V246H221V247H219V248H216V247H214V245L212 246V247H209L208 245H206L207 243H206V241H205V246H206V248H208V250H207V254H206V257H207V259H209L210 258V256H213L212 258H210V260L209 261H207L206 263H208V264H214V263H216V261H220V263H216V264H264V249L261 251V252H259V253H257V254H251L252 253V251L247 247V245L246 244H253V246H255L254 245V242L257 240L254 236H253V232H252V227H257V228H259V230H264V224L262 223V221L264 220V170H263V173L262 174H260ZM60 176H61V174H60ZM71 176L72 175H70V176H68L67 177V179H66V181H69V182H71V180L72 179H74V176L71 178ZM182 176V175H181ZM180 176V177H181ZM190 175L188 174V177H189ZM201 175H199V177H200ZM213 176H215V178H217V176L218 175H213ZM212 176V177H213ZM220 176V177H221ZM263 176V177H262ZM97 177H98V175H97ZM144 177V176H143ZM146 177V176H145ZM148 177V176H147ZM168 177V176H167ZM198 177V176H197ZM202 177V176H201ZM204 177V176H203ZM202 177V178H203ZM211 177V178H212ZM225 177V176H224ZM44 178V177H43ZM49 178V177H48ZM48 178H46V179H48ZM60 178H62V177H60ZM186 178H187V176H186ZM214 178V179H215ZM263 178V179H262ZM8 179V178H7ZM64 179V178H63ZM63 179L61 180V181H63ZM180 179V178H179ZM184 179H185V177H184ZM208 179H210V178H208ZM207 179V180H208ZM213 179V178H212ZM212 179H211V181H212ZM221 179H223V177L221 178ZM236 179H238V178H236ZM40 182L42 181V178H41V176H40ZM44 180H45V178H44ZM150 181H153V180H151V179H149ZM148 180V181H149ZM181 180V179H180ZM180 180H179V182H180ZM183 180V179H182ZM181 180V181H182ZM199 180H200V178H199ZM201 180H203V179H201ZM216 180V179H215ZM251 180H252V182H251ZM2 181L3 180H0V182H1V184H2ZM6 181V180H5ZM13 181V180H12ZM74 181V180H73ZM146 181V180H145ZM144 181V182H145ZM178 181V180H177ZM210 181V180H209ZM217 181H221V180H219V179H217ZM224 181V180H223ZM227 181V180H226ZM242 183H241V182ZM9 182V181H8ZM17 182V183H16ZM39 182V183H40ZM97 182V181H96ZM99 182H101V181H99ZM99 182H98V184H99ZM103 182V181H102ZM179 182H177V183H179ZM185 182V181H184ZM184 182H182L183 184L182 185H185V183ZM230 182V181H229ZM250 182H251V185H250ZM5 183V182H4ZM91 183V182H90ZM107 183H109V180H108V182ZM106 183V184H107ZM146 183H147V181H146ZM145 183V184H146ZM148 183H150L151 184V182H148ZM163 183V182H162ZM162 183H161V185H162ZM166 184V183H164V185L166 184L167 186L169 185V184ZM201 183V184H202ZM0 184V185H1ZM10 184V182L9 183H6V184H4L5 186L6 185H9ZM35 184V185H34ZM41 184V183H40ZM62 184H64V183H62ZM71 184H77L78 185V182L77 181H75L74 183H72L71 182ZM93 184V183H92ZM95 184V183H94ZM94 184H93V187H96L97 185V183L95 184L96 186H94ZM105 184V183H104ZM110 184V183H109ZM145 184H143L141 187H143ZM233 185H234V183H232ZM121 185V184H120ZM126 185V184H125ZM147 185H149V184H146L145 186L147 187ZM152 185H153V182H152ZM154 185H155V183H154ZM164 185H163V187H164ZM211 185V186H210ZM13 186V185H12ZM41 186V185H40ZM89 186V185H88ZM91 186V185H90ZM90 186L88 187V189L90 188ZM99 186V185H98ZM107 186V185H106ZM138 186V185H137ZM139 186H140V184H139ZM144 186V187H145ZM150 186V185H149ZM157 186V185H156ZM156 186H154V188L156 187ZM166 186V187H167ZM213 186H214V188H213ZM250 186V187H249ZM9 187H11V186H9ZM30 187H29V189H30ZM82 187V186H81ZM100 187V186H99ZM120 187V186H119ZM126 187H128V186H126ZM130 187V186H129ZM142 188L143 190L146 188ZM153 187V186H152ZM160 187H162V186H160ZM211 187V188H210ZM92 188V187H91ZM90 188V189H91ZM148 188V187H147ZM146 188V189H147ZM158 188V186L155 188L156 190H158L157 189ZM14 189V193H15V196H18L19 194H20V192H19V190H17L16 188H13ZM13 189L11 190L12 192H8L7 193V191L5 192L6 194H7V196H9V195H12V194H10V193H13ZM32 189V190H33ZM45 189V188H44ZM47 189V188H46ZM45 189V190H46ZM88 189H86L87 191H88ZM89 189V190H90ZM103 189V188H102ZM120 189V188H119ZM125 189V188H124ZM142 189H140V190H142ZM170 189V188H169ZM178 189V188H177ZM28 190V189H27ZM39 190V189H38ZM44 190V191H45ZM142 190V191H143ZM148 190V189H147ZM147 190L145 191V192H143V193H145V196H147V194L148 193H146L147 192ZM151 190V189H150ZM154 190V189H153ZM172 190H173V188H172ZM198 190H201V185H199L198 186ZM10 191V190H9ZM15 191H17V193L15 192ZM31 191V189L29 190V192ZM34 192H35V190H33ZM96 191H98V187H97V189H96ZM103 191H104V189H103ZM102 191V192H103ZM159 191V190H158ZM191 191V189L189 188L186 192L187 193H189ZM28 192V193H29ZM33 192V193H34ZM152 192V191H151ZM219 192V193H220ZM19 193V194H18ZM33 193H31L30 192V194H32V196H33ZM43 193V192H42ZM41 193V194H42ZM75 193V192H74ZM142 193V192H141ZM141 193H139V194H141ZM142 193V194H143ZM153 193V192H152ZM9 194V195H8ZM18 194V195H17ZM22 194L23 193H21L20 194V197L19 198H22ZM30 194H28L29 195V197H30ZM73 194V193H72ZM154 194V193H153ZM177 194V193H176ZM207 194V193H206ZM206 194H204V196L206 195ZM208 194V195H209ZM40 195V194H39ZM42 195H44V194H42ZM71 195V194H70ZM69 195V196H70ZM178 195V194H177ZM6 196V195H5ZM30 197L31 199L34 197V198H36L35 196H33V197ZM74 196V195H73ZM152 199H153V195L151 194V195H149ZM149 196H147V197H149ZM119 197V196H118ZM150 197H149V199H150ZM202 197V196H201ZM207 197V196H206ZM253 198V200H251V201H249V200H247V199H250V198ZM8 198V197H7ZM7 198H3V200L1 201V202H4V201H8L9 202V200H11V198H9V199H7ZM12 198H14V199H16L14 196L12 197ZM19 198H17V199H19ZM29 198V199H30ZM120 198V197H119ZM125 198V197H124ZM208 198V197H207ZM206 198V199H207ZM59 199V198H58ZM152 199H150V200H152ZM34 200V199H33ZM146 200H147V198H146ZM210 200V199H209ZM31 201V200H30ZM29 201V202H30ZM155 201V200H154ZM13 202V201H12ZM12 202H10V203H12ZM208 202V201H207ZM9 203V204H10ZM14 203V202H13ZM59 203V202H58ZM58 203H56V205H54L55 207H53V211L51 210V212L52 213H55V215L57 216H59V214H60V218H61V221H60V227L62 228V227H64L65 225H66V227H64L65 229H67L68 227L69 228H73L74 227V229H78L79 230V238H80V236L81 235H86V234H91V233H93V235H90V241H88L87 243H85V242H83V244L85 243V245L81 248V249H83L84 251L81 253H78V254H76L75 252H74V259H76L77 261H79L80 262V260L81 259H91L93 262H94V264H129V263H133V264H142V263H139V260H140V262H142V259L140 258V254H142V253H145L147 250V248H145V245H147V244H143L142 242H139V240H136L135 241V239L132 241V240H125V241H121V242H119L120 240H117V239H123V238H126V237H128L127 235H126V232H124V231H122V233H120L119 234V232H121V230L123 229H121V230H119L118 229V231L117 232H115L114 234H109L110 236H107L108 235V228H107V230L106 229H104V228H106V227H104V228H100V229H97V226L95 225V224H93L94 223V221L95 222H97L95 219H97L99 216L97 215V218L94 216V214H92V215H89L88 217H84V216H79V217H75V215H79L80 213H81V211H77L76 212V214L75 215H73L72 213H75V210L72 212L71 210H70V206L69 205H66V203H64V207L63 206H61V207H63V210L61 211V209H59V207H57V205H58ZM146 203V202H145ZM144 203V204H145ZM156 203H157V201H156ZM53 204V203H52ZM60 204L61 203H59V206H60ZM228 204V205H227ZM0 205H1V203H0ZM34 205H35V202H34ZM34 205L31 203L30 204V206L31 207H34ZM41 205V204H40ZM51 205V204H50ZM53 206V205H52ZM143 206H145V205H143ZM149 205H147V208L148 209H150L149 207H148ZM151 206V205H150ZM152 206H154V205H152ZM13 207H15V206H13L12 205V209H13ZM16 208V207H15ZM72 208V207H71ZM75 208H76V206H75ZM120 208V207H119ZM153 208V207H152ZM233 209V210H231V209ZM29 209H30V207H29ZM38 209V208H37ZM74 209V208H73ZM109 209V208H108ZM22 210V209H21ZM20 210V211H21ZM34 210H35V208H34ZM60 210V211H59ZM107 210V209H106ZM26 211H27V209H26ZM37 211V210H36ZM103 211V210H102ZM153 212L154 214H155V212H154V210H150V212ZM18 212V211H17ZM35 212V211H34ZM58 212H59V214H58ZM104 212H105V210H104ZM147 212V211H146ZM149 212V211H148ZM244 212H247V215H248V217L247 216H244V215H246V214H244ZM101 213V212H100ZM15 214V213H14ZM102 214H104V213H101V215ZM106 215H108V213L106 212L105 213ZM111 214V213H110ZM125 214H127V212H125ZM147 215H150V214H148V213H146ZM154 214H152V215H154ZM162 215H163V213H161ZM54 215V216H55ZM96 215V214H95ZM113 215V214H112ZM111 215V216H112ZM147 215H146V217H147ZM150 216V218H146V221H148L149 219H152V218H155V217H157V213H156V215L153 217V216ZM162 215H159L157 218H156V220H153V222L151 221V220H149L153 225H156V223L158 222V223H160V217H162ZM15 216H17L18 217V215H15ZM53 216V215H52ZM53 216V218H55ZM57 216V217H58ZM92 216H94L93 218H91ZM104 218L106 217L105 215H102ZM108 216H110V215H108ZM110 216V217H111ZM119 216V215H118ZM121 216V215H120ZM170 215H168V217H169ZM212 216V217H211ZM242 216H243V218H242ZM149 217V216H148ZM167 217V216H166ZM247 217V218H246ZM2 218H3V214H1L0 213V220H2ZM95 218V219H94ZM102 218V217H101ZM107 218V217H106ZM111 218H113V217H111ZM121 218V217H120ZM165 218V217H164ZM92 219V220H91ZM55 220H59V217H58V219L56 218ZM90 220V221H89ZM98 220V219H97ZM99 220H102V219H99ZM104 220V219H103ZM108 222L110 221V220H108V219H106ZM112 220V219H111ZM125 220V219H124ZM145 220V219H144ZM143 220V221H144ZM56 221V222H57ZM114 220H112V222H113ZM117 221V220H116ZM115 221V222H116ZM223 221H224V224H223ZM91 222V225L89 224V223ZM98 222H101V221H98ZM111 222V221H110ZM109 222V223H110ZM114 222V223H115ZM58 223V222H57ZM83 223H85L84 224V226H85V228H83ZM113 223V224H114ZM127 223V222H126ZM137 223V222H136ZM135 222H134V224H132V225H135L136 224ZM144 223V222H143ZM145 223H147V222H145ZM242 223V226H238V224H241ZM88 224V225H87ZM93 224V225H92ZM97 224V223H96ZM112 224V225H113ZM139 224H141V223H139ZM52 226V225H56L55 223H54V221H53V224H52V222L51 223H49V225H46V226ZM68 225V226H67ZM110 225H111V223H110ZM109 225V226H110ZM143 225V224H142ZM141 225V226H142ZM145 225V224H144ZM143 225V226H144ZM147 225H149L148 223H147ZM167 225V224H166ZM225 225V226H224ZM45 226V227H46ZM96 226V231H93V232H90L92 229H94V227ZM115 227H116V229L117 228H121L120 227V225H114ZM137 226H138V224H137ZM146 226V225H145ZM149 226H151V225H149ZM160 226V225H159ZM158 226V227H159ZM55 227V226H54ZM126 227V226H125ZM133 227V226H132ZM132 227H131V229H132ZM135 227H136V225H135ZM157 227V226H156ZM242 227V228H241ZM52 228V227H51ZM112 228V227H111ZM134 228V227H133ZM142 228V227H141ZM146 228H147V226H146ZM155 228V227H154ZM210 228V229H211ZM43 229H48V228H43ZM91 229V230H90ZM130 229V228H129ZM139 229V228H138ZM150 229V228H149ZM148 229V230H149ZM159 228H157V230H158ZM166 229V228H165ZM215 229H217V228H215ZM49 230V229H48ZM52 229H50V231H51ZM55 230V229H54ZM58 230V228L56 227V230L55 231H51L50 233L51 234H53V233H55L56 231ZM70 230V229H69ZM90 230V231H89ZM110 230V229H109ZM124 230V229H123ZM142 230V229H141ZM209 230V229H208ZM146 230H144V232H145ZM155 231V234H156V230H154ZM154 231H151V232H153V233H151L152 235H155L154 234ZM168 231H170L171 233L173 232L171 229L170 230H168ZM241 231V235H240V232ZM58 232V231H57ZM64 232V231H63ZM69 232V231H68ZM143 230H142V234L141 235H143ZM148 232V231H147ZM147 232H146V234H147ZM158 232H159V230H158ZM157 232V233H158ZM161 232H163V231H161ZM197 232V231H196ZM210 232L211 231H209V235H210ZM215 232H214V235H216L215 234ZM223 232H224V234L225 235H222L223 234ZM149 233V232H148ZM168 233V232H167ZM171 233H168V234H171ZM205 233V232H204ZM219 233H221V234H219ZM233 233H234V235H233ZM139 234H140V231H139ZM167 234V235H168ZM181 234V233H180ZM257 234V233H256ZM66 235V234H65ZM166 235V236H167ZM172 236H173V240L171 239V241L172 242H174V240H175V244L173 243V245H175L176 247H175V249H177V250H173V254H174V251H179V253L176 255V257H180V258H182L183 260H182V263L183 264H187L188 262H189V264H199V263H197L195 260H194V257H193V255H194V252H195V249H196V246H194V247H192L191 249H189V250H186L185 248H182V247H180V245L182 244V246L183 245H187V244H189L190 242H189V240H190V238L188 239L187 238V236H182V234L179 236V238L177 237V236H175V235H173V234H171ZM213 235V234H212ZM211 235V236H212ZM213 235V236H214ZM62 236V235H61ZM67 236V235H66ZM147 236V235H146ZM156 236V235H155ZM206 236V235H205ZM211 236H209V238L211 237ZM260 236L262 237V234H260ZM48 237H50L49 235H48ZM64 237V236H63ZM69 237V236H68ZM87 237V236H86ZM89 237V236H88ZM153 237L154 236H150L149 235V237H148V241L146 240V238H145V241H147V242H150V240H151V238L153 239ZM169 237H170V235H169ZM57 238V237H56ZM60 237H58L56 240H58ZM76 238V237H75ZM140 238H142V237H140ZM143 238H144V235H143ZM149 238H150V240H149ZM159 238V237H158ZM165 238H168V236L167 237H165ZM44 239H47V242H48V238L46 237V238H44ZM50 239V238H49ZM66 239V238H65ZM138 239V238H137ZM169 239V238H168ZM168 239L166 240V239H164V241L167 243L166 244V246L169 244H171L172 242L171 241H169V242H171V243H169L168 242ZM206 239V238H205ZM77 240V239H76ZM144 240V239H143ZM170 240V239H169ZM154 241V240H153ZM258 241V240H257ZM256 241V242H257ZM55 242V241H54ZM53 242V244H55ZM119 242V243H118ZM147 242H145V243H147ZM243 242V243H242ZM57 243V242H56ZM81 243V242H80ZM4 244L5 243H3V240L2 239H0V251L2 250V249H7V248H9V247H11V246H13V243H11L10 245H8L7 247H5V248H3L2 246H4ZM64 243H62L61 245H63ZM148 244H150V243H148ZM192 244V243H191ZM190 244V245H191ZM29 245H31V240H29V243H28V247H29ZM168 245V246H169ZM42 246V245H41ZM167 246V247H168ZM211 246V245H210ZM55 247V246H54ZM152 247V246H151ZM174 247V246H173ZM184 247V246H183ZM247 247V248H246ZM27 248V247H26ZM26 248H23V249H20L18 252H17V255H19L20 253V261H18V263L17 264H33L31 261H30V259H28L27 260V257L29 256L30 257V255H34L33 256V258L35 257L36 258V252H37V245H36V243H35V246L33 245H31L30 246V248H31V250L29 251V252H27V253H24V254H22V251L24 250V249H26ZM29 248V249H30ZM73 247H70L69 249H72ZM179 248H181L180 250H179ZM144 249L146 250V251H144ZM171 249H173L172 247H170V249L169 250H171ZM56 250V249H55ZM77 250V249H76ZM88 250H90L91 251V253H87L88 252ZM168 250V249H167ZM25 251H27V250H25ZM211 252L213 253V254H211ZM147 254V253H146ZM63 255H66V253H64ZM145 255V254H144ZM170 255H172V254H170ZM175 255V254H174ZM70 257V256H69ZM16 259L18 260L19 259V257L18 256H16ZM23 259V260H22ZM58 259V257H56L55 259H54V257H49L48 258V260L49 261H45L44 263L46 264V263H49V264H51V262H53V261H55V260H57ZM72 259V258H71ZM70 259V260H71ZM144 259V258H143ZM213 259L215 260V261H213ZM239 259V260H238ZM32 260H35V259H32ZM63 260V259H62ZM237 261H238V263H237ZM89 262V261H88ZM88 262H86V263H88ZM78 263V262H77ZM148 263V262H147Z\"/></svg>",
    "mask_w": 264,
    "mask_h": 264
}]
</instances>
